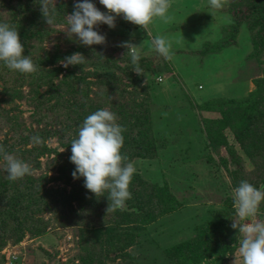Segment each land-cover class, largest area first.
<instances>
[{"label": "rangeland", "instance_id": "1", "mask_svg": "<svg viewBox=\"0 0 264 264\" xmlns=\"http://www.w3.org/2000/svg\"><path fill=\"white\" fill-rule=\"evenodd\" d=\"M76 2L57 0L50 28L34 0H0V22L16 27L37 66L62 55L35 74L0 62V145L33 169L10 181L0 157V264H180L185 248L196 250L185 251L192 264H233L239 230L231 227L232 190L242 180L264 186V31L248 18L233 43L215 44L254 0H230L222 10L207 5L201 13L190 0H170V22L156 18L149 33L137 36L136 27L128 37L117 17L113 31L96 28L107 43L92 46L65 32ZM28 27L34 36H22ZM158 35L172 41L171 61L150 49ZM125 41L140 45L144 75L133 70ZM75 52L86 63L64 68L60 61ZM58 66L77 77L60 71L49 79L47 71ZM242 98L254 101L227 103ZM100 109L126 129L121 151L136 170L132 198L108 212L107 194L97 198L83 177L74 179L70 161L72 139ZM64 194L67 204L59 199ZM260 213L264 221V203ZM201 233L213 239L212 255Z\"/></svg>", "mask_w": 264, "mask_h": 264}, {"label": "clouds", "instance_id": "2", "mask_svg": "<svg viewBox=\"0 0 264 264\" xmlns=\"http://www.w3.org/2000/svg\"><path fill=\"white\" fill-rule=\"evenodd\" d=\"M108 11H101L92 0H77L74 11L66 15L68 25L65 30L69 39H75L81 45H105L107 38L96 30L98 25L107 24L116 27L117 17L149 33V27L156 18L165 23L172 20L168 15L170 0H99ZM230 0H209V7L222 10ZM39 6L42 17L50 28L56 26L59 11L57 0H34ZM142 45V44H141ZM121 47L127 48V54L134 65L133 70L144 75L139 64L141 48L130 41L122 42ZM166 60L171 61L174 53L172 41L163 36H156L150 45ZM25 46L21 41L19 31L15 26L0 22V62L10 70L23 74H35L40 68L25 55ZM86 57L75 52L63 58L60 64L67 68L70 65H84ZM115 113L108 109H100L88 115L78 130V137L71 141L70 161L76 168L72 172L74 179L84 178V186L97 198L105 194L110 201L107 212L122 209L126 201L132 198L130 185L135 174V168L127 154H122L126 129L118 122ZM32 141L41 143L39 136H33ZM64 151V150H63ZM62 152V151H61ZM0 157L6 163L5 170L10 181L22 180L32 175L33 169L27 162L9 154L0 145ZM232 198L236 216L232 218L231 227L238 229V248L233 264H264V221L258 220L261 204L264 203V186L256 187L247 180H242L238 187L232 190Z\"/></svg>", "mask_w": 264, "mask_h": 264}, {"label": "trees", "instance_id": "3", "mask_svg": "<svg viewBox=\"0 0 264 264\" xmlns=\"http://www.w3.org/2000/svg\"><path fill=\"white\" fill-rule=\"evenodd\" d=\"M190 1L192 3H194L197 6V8L199 7L200 13L203 11V9L206 8L207 5H209V0H190ZM58 10H60V9H58ZM248 18H251L252 22L255 23V24H261L262 30L264 31V0H254V2L248 7V9L243 11L240 14L239 18L236 20V22H234V28H233L231 34H229L227 36V38H225L224 41L221 40L219 43L215 44V49L216 50L222 49L225 46L230 45L231 43H233L235 41V36L238 33V29H239L240 24L243 23V21L248 19ZM118 19H119V22H121L120 23L121 27L124 29V33L121 34V35H124V36L126 35V36L129 37V35H130L129 32L132 33V31H130V29H132V28L136 29V27H139L137 29V32H136L137 36L138 35H142L144 33L146 35L145 30H143L141 28V26L127 23L129 21L124 20L122 16L118 17ZM105 28L109 29L110 31H113L112 28H110L108 25ZM34 31H36V30L31 31V30H29V27H28V28H26V31L23 32L24 35H22V36H29L28 34H30V33H32V35L34 36V33H33ZM118 31H120V30L118 29ZM260 37H261L260 41L264 42V33H261ZM61 56L62 55L57 54L55 57H48L47 59L44 60L45 62L42 61L43 62V67L42 68H41V63L39 62L38 66H39L40 70H39L38 73H41L43 71V69H44V67H46L47 63L48 64H54V63H56L59 60V58H62ZM60 71H66V70L62 66H58L55 69L53 68V69L48 70L47 74L49 75V79H51L52 77H54L57 74H59ZM73 73H74L73 70H71V71L67 70L66 71V75L67 76L73 75ZM73 77H74V75H73ZM75 77H77V76H75ZM158 77H157V80H158ZM80 80L81 81L82 80L86 81L83 77H81ZM111 84L112 83L108 81L107 86L109 87V86H111ZM253 101H254V98H242V99H239V100L230 99V100L227 101V103L228 104H232V105L233 104H237L239 106H245V105H250ZM248 116L251 117L252 113H250ZM242 131L245 132V130H242ZM243 132H241V131L238 132V135H239V137L241 139L243 137ZM122 154H127V156L130 155L129 152H126V151H125V153L123 152ZM71 155H72V153H71ZM71 155H70V157H71ZM61 170H64V169H61ZM50 179L51 178H49L48 176L45 177L46 182H49ZM66 179L69 180V178H66ZM68 198H70V196H68L67 194H64L62 196V198H59V199L63 200V203L67 204V199ZM200 235H202L201 239H200V243H203V235H206V238L204 240H206V244L208 245V250H209L208 254L212 255L213 252H214V249H215V245H213L211 243L213 241V239L210 238L209 235L206 234V233L205 234L201 233ZM198 242L199 241H197V240H195V242L189 241V243H187V245L190 248L193 245H196ZM186 250H187L188 254L191 255V256H192V254H195V251H196V250H193V249H189L188 250V248H185L181 252V255H179L176 258V259L181 258L180 264H192L191 261H190L191 259H189L188 257H185V255H186L185 251ZM204 264H206V263H204Z\"/></svg>", "mask_w": 264, "mask_h": 264}, {"label": "built area", "instance_id": "4", "mask_svg": "<svg viewBox=\"0 0 264 264\" xmlns=\"http://www.w3.org/2000/svg\"><path fill=\"white\" fill-rule=\"evenodd\" d=\"M158 80L161 82V81L164 80V78H163L162 76H159V77H158Z\"/></svg>", "mask_w": 264, "mask_h": 264}, {"label": "crops", "instance_id": "5", "mask_svg": "<svg viewBox=\"0 0 264 264\" xmlns=\"http://www.w3.org/2000/svg\"><path fill=\"white\" fill-rule=\"evenodd\" d=\"M164 78V80L163 81H165L166 79H165V77H163ZM163 81H161V82H163Z\"/></svg>", "mask_w": 264, "mask_h": 264}]
</instances>
